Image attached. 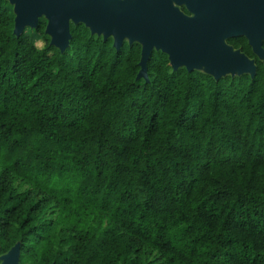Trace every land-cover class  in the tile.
Listing matches in <instances>:
<instances>
[{"label":"trees","instance_id":"1","mask_svg":"<svg viewBox=\"0 0 264 264\" xmlns=\"http://www.w3.org/2000/svg\"><path fill=\"white\" fill-rule=\"evenodd\" d=\"M0 0V256L20 264H264V60L216 79ZM43 41V45L38 44Z\"/></svg>","mask_w":264,"mask_h":264},{"label":"water","instance_id":"2","mask_svg":"<svg viewBox=\"0 0 264 264\" xmlns=\"http://www.w3.org/2000/svg\"><path fill=\"white\" fill-rule=\"evenodd\" d=\"M15 4L14 33L38 26L48 19L46 33L62 52L69 46L71 22H83L91 32L113 37L120 49L126 40L142 44L137 78H148V61L154 50L169 55L174 70L205 69L216 79L227 74L250 73L257 66L227 40L245 36L253 52L264 60V0H175L186 3L188 17L173 0H9ZM21 245L16 243L0 256V264H20ZM54 264V263H52Z\"/></svg>","mask_w":264,"mask_h":264},{"label":"flooded vegetation","instance_id":"3","mask_svg":"<svg viewBox=\"0 0 264 264\" xmlns=\"http://www.w3.org/2000/svg\"><path fill=\"white\" fill-rule=\"evenodd\" d=\"M8 2H10L9 0H8ZM173 4H174V6L175 7H177L182 13H184L186 16H188V17H191V16H194V13H192L191 11H190V9L188 8V6L186 5V3H181V4H178L175 0H173ZM46 19V22H47V24H48V19H47V17L43 14V15H41L40 17H39V22H38V26L40 25V22L41 21H43V20H45ZM73 22H71V24H72ZM38 26L37 27H34V28H30L29 30H28V27L25 29V31H31V29H37L38 28ZM71 29V28H70ZM126 42V41H125ZM128 42V41H127ZM263 46H264V43H263ZM251 59V58H250Z\"/></svg>","mask_w":264,"mask_h":264},{"label":"rangeland","instance_id":"4","mask_svg":"<svg viewBox=\"0 0 264 264\" xmlns=\"http://www.w3.org/2000/svg\"><path fill=\"white\" fill-rule=\"evenodd\" d=\"M9 4H10V8L14 11V13H15V4H12L11 2H9ZM31 27L30 26H28V30L30 29ZM126 41H128V40H126ZM38 44L40 45V46H42L43 45V41H41V40H38Z\"/></svg>","mask_w":264,"mask_h":264}]
</instances>
